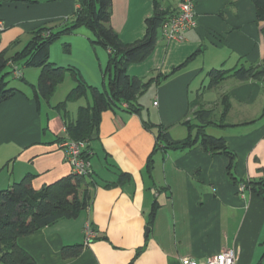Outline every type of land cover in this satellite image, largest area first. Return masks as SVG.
<instances>
[{
  "label": "crops",
  "instance_id": "obj_1",
  "mask_svg": "<svg viewBox=\"0 0 264 264\" xmlns=\"http://www.w3.org/2000/svg\"><path fill=\"white\" fill-rule=\"evenodd\" d=\"M46 1H0V53L20 51L35 28L67 20L78 8L75 0ZM179 1L111 0L109 25L122 44H132L142 39L156 6L173 14ZM195 14L196 25L183 41L158 38L143 62L127 68L131 78L152 80L146 108L141 94L139 113L126 105L102 113L97 136L88 144L96 179L89 208L18 239L36 264H182L183 258L200 262L226 249L235 251L236 264H264V200L244 184L264 179V88L261 79L239 81L230 74L209 87L212 71L264 64V21L257 20L251 0H196ZM65 41L69 50L58 67L77 69L89 86L102 90L108 51L92 45L86 32ZM21 76L29 89L26 71ZM18 90L21 94L0 105V175L5 172L0 190L27 175L39 190L71 174L57 144L65 127L55 109L69 91L51 104V98L37 102L30 89L31 94ZM200 110L211 112L205 132L224 139L235 155L230 172L226 157L198 146L165 149L156 145V130L143 126L149 121L181 141L188 136L185 123H196ZM68 114L74 121L76 114ZM150 156L151 178L145 170ZM121 173L130 179L107 187ZM154 203L158 208L148 227ZM86 223L97 237L84 246ZM72 245H83L80 255L64 259L61 249Z\"/></svg>",
  "mask_w": 264,
  "mask_h": 264
},
{
  "label": "trees",
  "instance_id": "obj_2",
  "mask_svg": "<svg viewBox=\"0 0 264 264\" xmlns=\"http://www.w3.org/2000/svg\"><path fill=\"white\" fill-rule=\"evenodd\" d=\"M251 1L256 10L257 20L264 21V0ZM75 2L78 8L73 16L64 22L71 21L70 24L61 26L62 30L54 32L48 27L50 22L45 23L30 32L31 39L23 49L11 56H6L7 51L0 53V105L13 96L21 94L18 89L6 87L4 71L7 67L12 68L17 65L21 69L41 68L37 84L28 85L37 102L40 99L49 101L56 87L63 82L68 73L75 86L65 99L55 106V109L62 114L65 127V137L59 139L57 144L65 140L85 142L86 150L83 155L86 159H90L88 144L97 136L103 112L120 109L122 105H126L130 112L141 111L138 97L149 88L152 80L131 78L127 75V68L132 64L143 62L152 53L158 40L159 28L172 13L156 6L153 15L145 20L142 39L132 44H122L109 25L111 0H75ZM82 27L91 32L92 45L108 51L107 63L102 70V90L89 86L77 69L56 67L49 62L51 45L60 37ZM63 47L64 52L68 53L69 45L64 44ZM228 74L239 81L261 79L264 77V64L260 68L240 67L230 71H212L209 73V87L215 86ZM21 78L22 76L19 79ZM82 99L85 100V106L78 108L74 121L70 120L67 105ZM194 115L196 123H185L188 136L181 141L172 140L159 125L149 121H143V126L148 131L156 130V145H161L165 149L186 150L198 146L212 156L226 157L229 162L227 170L230 172L235 164V155L228 149L224 139L205 132L208 125L212 124L211 112L200 110ZM152 168L153 160L150 156L145 165L150 178ZM230 177L236 184H240V181L238 182L231 174ZM33 178L32 175H27L9 188L0 190V264H36L34 259L18 245V239L30 236L58 220L76 219L81 212L89 208L92 199L91 190L96 187L93 175L84 177L70 174L39 190L32 186ZM129 179L128 174L121 173L116 182L108 184L107 187L122 185ZM244 184L264 200V179ZM157 208L158 205L154 203L148 217V227L153 223ZM82 249L83 245L65 246L61 249V256L64 259L76 258Z\"/></svg>",
  "mask_w": 264,
  "mask_h": 264
},
{
  "label": "built area",
  "instance_id": "obj_3",
  "mask_svg": "<svg viewBox=\"0 0 264 264\" xmlns=\"http://www.w3.org/2000/svg\"><path fill=\"white\" fill-rule=\"evenodd\" d=\"M196 0H180L177 10L159 28L158 38L167 42H181L184 34L196 25L195 19ZM2 25L0 23V31ZM16 78L21 74L16 66H13ZM264 88V77L261 78ZM63 151L64 159L70 166L71 174L88 177L93 175L92 165L89 159L83 155L86 150L85 142L65 140L58 144ZM244 186H240L243 190ZM97 234L91 224L86 223L83 229V245H88L96 239ZM182 264H236V253L233 249H226L214 256H210L200 262L189 258L181 259Z\"/></svg>",
  "mask_w": 264,
  "mask_h": 264
},
{
  "label": "rangeland",
  "instance_id": "obj_4",
  "mask_svg": "<svg viewBox=\"0 0 264 264\" xmlns=\"http://www.w3.org/2000/svg\"><path fill=\"white\" fill-rule=\"evenodd\" d=\"M36 1L48 2L46 0H36ZM65 21H66V19H60V20L52 23L51 24L52 31H54V32L60 31V30H62L61 26H63V24H67V23L70 24V22H71V21H68L67 23H64ZM78 32H81V33L82 32L83 33L86 32V33L90 34V39L93 40V36H92L91 32L88 31L85 27L79 28V29L75 30L73 33H71L69 35H64V36L60 37L50 47V50H49V62L50 63L51 62H55L57 66H61L62 65V64H59V63H60L62 57H64V55L66 54L64 52V47H63L64 44H67V43H65V42H67L65 40L70 35L76 34ZM29 39H30V36L27 39H24V40H29ZM23 43L25 44L26 42H23ZM16 67L19 70V73L21 75H22L23 72L26 71V73H27L26 80L29 83H32L33 85L37 84L39 75L41 73V68H30V69L29 68H27V69L24 68V69H21L18 66H16ZM13 69H14V67H12V68L7 67L6 70L4 71V73H6L5 78H4L5 82H7V86L6 87L7 88H15V89H23L25 92L31 94L29 89H27L25 87L23 81L21 79L16 78V75H15ZM65 79H64L65 81L62 83V85L59 84L57 86V91L54 93V95H52L53 97H51V100H50L51 104L55 103L57 101H62L64 95L67 93L66 91H70L72 89V87L74 86V84L71 82V79L69 81V76L68 75H67V77ZM150 95H151V88L148 89L145 93H143L140 96V98H139L140 104L144 105L145 108H146V104H147L146 100H148V98H150ZM89 98H90V95H89ZM71 104H73V105L71 107H69V109L71 110L72 114L75 115L77 113V107L78 106H85V100L82 99L80 101H76L75 103L71 102ZM45 107H46V105L42 106L43 113L47 111ZM70 110H68V111H70ZM208 132H210V130L206 131V133H208ZM4 173L5 172L3 171L1 173V175H0V185L2 183V180H3L2 178L4 176Z\"/></svg>",
  "mask_w": 264,
  "mask_h": 264
},
{
  "label": "water",
  "instance_id": "obj_5",
  "mask_svg": "<svg viewBox=\"0 0 264 264\" xmlns=\"http://www.w3.org/2000/svg\"><path fill=\"white\" fill-rule=\"evenodd\" d=\"M148 230H146V234H147Z\"/></svg>",
  "mask_w": 264,
  "mask_h": 264
}]
</instances>
